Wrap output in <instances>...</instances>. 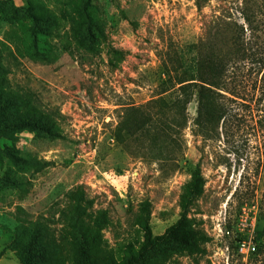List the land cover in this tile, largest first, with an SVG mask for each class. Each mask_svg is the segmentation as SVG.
<instances>
[{
	"label": "rangeland",
	"instance_id": "rangeland-1",
	"mask_svg": "<svg viewBox=\"0 0 264 264\" xmlns=\"http://www.w3.org/2000/svg\"><path fill=\"white\" fill-rule=\"evenodd\" d=\"M202 1L0 0V264H264V0Z\"/></svg>",
	"mask_w": 264,
	"mask_h": 264
},
{
	"label": "trees",
	"instance_id": "trees-1",
	"mask_svg": "<svg viewBox=\"0 0 264 264\" xmlns=\"http://www.w3.org/2000/svg\"><path fill=\"white\" fill-rule=\"evenodd\" d=\"M197 5L199 7L202 6L203 1L202 0H197ZM249 19V18H248ZM202 46V45H200ZM198 55V59L196 62V67L195 70V74L198 75V73L201 75V77L203 79H199V81L195 80V82H186L185 84H182L181 89L182 91H186L187 88H189L190 86L193 87H198V101H199V105H198V117H201L204 119L203 122V126H208L207 124L210 122V100L208 97V92L211 91V86L214 83V79H221V75L219 73H217V69L210 63L209 67L206 71H201L200 70V66L204 63V60H206L205 62H211V60H209L210 58V54L208 55L207 53L205 54V52L202 51H198L197 52ZM234 56L238 57V54H235ZM188 70H192V69H188ZM193 72V71H192ZM186 81V80H183ZM182 81V82H183ZM200 126V125H199ZM147 231L150 234V229L147 228ZM72 252L74 253V259L79 263V264H99L97 258L95 257V255L93 254V247L92 246H84L78 249H74L72 250ZM26 264H31L29 261Z\"/></svg>",
	"mask_w": 264,
	"mask_h": 264
},
{
	"label": "built area",
	"instance_id": "built-area-1",
	"mask_svg": "<svg viewBox=\"0 0 264 264\" xmlns=\"http://www.w3.org/2000/svg\"><path fill=\"white\" fill-rule=\"evenodd\" d=\"M238 249L239 251L242 253V254H248L252 249L254 250L255 249V246L252 244L251 241H241L239 242V246H238Z\"/></svg>",
	"mask_w": 264,
	"mask_h": 264
}]
</instances>
